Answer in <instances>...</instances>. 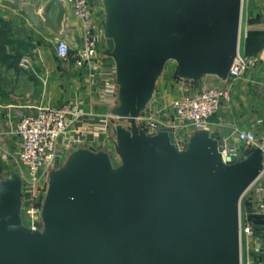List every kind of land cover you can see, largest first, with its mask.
Here are the masks:
<instances>
[{"label": "water", "instance_id": "water-1", "mask_svg": "<svg viewBox=\"0 0 264 264\" xmlns=\"http://www.w3.org/2000/svg\"><path fill=\"white\" fill-rule=\"evenodd\" d=\"M101 3L118 162L104 148L71 150L48 172L40 229L22 223L20 172L0 171V264H241L240 201L262 148L224 159L212 128L179 148L170 127L146 131L137 118L169 61L181 80L228 79L242 0Z\"/></svg>", "mask_w": 264, "mask_h": 264}, {"label": "crops", "instance_id": "crops-1", "mask_svg": "<svg viewBox=\"0 0 264 264\" xmlns=\"http://www.w3.org/2000/svg\"><path fill=\"white\" fill-rule=\"evenodd\" d=\"M4 6L5 22L10 23L11 33L13 30L16 32L13 36L20 39L35 37L38 39L35 44L40 45L35 48L37 53H33V49L21 53V56H30L32 70L21 68L18 63L13 64L10 52L6 53L9 61L2 66L10 74L11 81L19 79L20 84L25 86L19 96L14 95L10 87L0 91V171L8 173L16 166L14 153L18 148V138L14 125L22 114L34 112L41 104L69 103L77 118L74 125H87L93 129L112 124L108 116L112 105L102 100L109 99L108 93H101L100 82L92 75L89 65L78 66L73 60L60 61L55 56L56 40H65L71 52L77 50L83 40L82 22L64 0H5ZM93 13L96 25L101 26L99 5L94 6ZM241 21L245 24V37L249 30H264L263 2L242 0ZM99 49L103 54L102 65L114 66L100 44ZM257 53L260 60L256 66L233 83L228 98L222 100L219 112L214 120L211 119L210 128L221 135L240 127L253 129L258 137L264 136V45ZM174 69V66L170 68L168 79L158 80L148 107L168 103L179 96L185 86L200 89L222 84V80L214 75H203L191 81L180 80L174 76ZM44 85L48 87L44 88ZM169 90L171 92L168 93ZM218 117L220 120L217 122ZM86 146L110 149L113 132L101 131L95 138L86 141Z\"/></svg>", "mask_w": 264, "mask_h": 264}, {"label": "built area", "instance_id": "built-area-1", "mask_svg": "<svg viewBox=\"0 0 264 264\" xmlns=\"http://www.w3.org/2000/svg\"><path fill=\"white\" fill-rule=\"evenodd\" d=\"M72 13L82 22V45L71 52L63 39L55 44V56L60 61L73 60L78 66H87L92 70L94 78H98L102 94L108 93L112 106L116 103L117 87L114 83V66L102 65V50L99 44L103 39L102 26H97L93 9L101 0H64ZM264 4V0H261ZM33 49V53H37ZM260 60L259 53H238L229 69L228 79L221 85H208L200 89L185 86L183 92L168 103L158 107H148L137 118L140 126L146 131H156L170 127L174 133L176 146L186 145L191 133L198 128H210L211 119L216 117L222 100L228 98L230 87L239 78L253 69ZM21 68L32 70L30 56L23 55L18 62ZM181 80V79H180ZM80 114V112L78 113ZM110 120L112 116L108 113ZM75 111L69 103L41 104L35 111L22 114L14 125V133L18 138V148L14 153L15 163L12 170L20 172L22 179L21 219L22 223L33 229L42 227L41 205L46 192V178L56 159L66 156L79 146H86V141L95 138L103 130H110L112 124L103 127L89 128L87 125L75 126ZM214 120V119H213ZM217 122L220 120L218 117ZM216 122V124H217ZM220 141L224 159L244 155L256 146L262 148L264 155V136L258 137L253 129L234 127L228 134L221 135L213 129ZM2 172V171H1ZM3 173V172H2ZM257 184L248 192V189ZM244 192L245 212L242 215V196L240 201V237L251 241L255 254L260 255L258 264H264V160L263 170L259 177ZM254 215L258 221H254ZM263 220L261 222L260 220Z\"/></svg>", "mask_w": 264, "mask_h": 264}, {"label": "rangeland", "instance_id": "rangeland-1", "mask_svg": "<svg viewBox=\"0 0 264 264\" xmlns=\"http://www.w3.org/2000/svg\"><path fill=\"white\" fill-rule=\"evenodd\" d=\"M259 2H260V0H256V3H259ZM4 4H5V0H0V29H1V31H4V32H2V34L6 33V34H4L5 40L3 42H1V45H0V91H4V89H6V88L8 89L10 87L12 89L13 94L19 96V93H21L20 91L22 89H25V86H22L20 84L19 79L11 81L12 79H11L10 74L7 73L8 71L3 69V67H2L4 65L3 63L4 62L6 63L7 61H9V58L7 57V59H6L4 54H6L7 52H10L11 58L14 59V61L17 58L18 59L17 63H18L19 59L23 56V55L21 56V53H24V52L28 53L29 51H31L29 49H35L40 45L35 44L36 41L38 40L35 37L33 39L32 38L20 39V38H15V36H13L16 32L14 30H13V33L10 32L9 28L11 25H10V23L8 24L7 22H5V19H4V15L6 13V11H5L6 8H5ZM99 6L101 9V14H102V20H101V26H102L103 19H104V10H103L102 4H100ZM241 23L242 24H240L239 51L241 53H244L245 52V41H246L245 27H244L245 24L243 23V21H241ZM254 31H256V30H254ZM258 31H264V30H258ZM249 32H250V30H249ZM58 40H60V39H58ZM58 40H56L55 44L57 43ZM252 41L255 43V38L254 39L252 38ZM50 45H52V43ZM100 46H101V48L104 49V46H105L104 37L101 40ZM12 59H11V61H12ZM172 66L175 67V64L173 61L167 62L160 80L168 79L170 77L169 71H170V68ZM47 87H48V85H44V88H47ZM169 92H171V90H169L168 93ZM47 104H62V103L61 102H54V103H47ZM112 123H113V120H112ZM113 141H114V133H113ZM107 150H109L111 152L113 162H114V164H116L118 162V157L115 155V153L113 151V146ZM65 158H66V156L56 159L54 164H53V167L61 165L63 163V161L65 160ZM8 173L6 172L5 174H8ZM46 183H47V178H46ZM256 184H257V182L254 183V185H252L248 189V192L251 191ZM248 192L246 194H244V196L242 198V206H241L242 215L245 212L244 201L247 199ZM259 259H260V255H257L254 253L251 241L246 237L245 234L242 235L241 264H258V262H260Z\"/></svg>", "mask_w": 264, "mask_h": 264}, {"label": "trees", "instance_id": "trees-1", "mask_svg": "<svg viewBox=\"0 0 264 264\" xmlns=\"http://www.w3.org/2000/svg\"><path fill=\"white\" fill-rule=\"evenodd\" d=\"M2 32H4V31H1V29H0V45H1V42H3L5 40V35H4L5 33L2 34ZM252 38L253 39L255 38V43L252 41ZM263 45H264V31H258V30L250 31L248 33V35L246 37V41H245V53L249 54V55L256 54L258 52V50ZM4 55H5V57L8 56L6 54H4ZM17 61H18L17 58L15 59V61H14V59H12L13 64L17 63Z\"/></svg>", "mask_w": 264, "mask_h": 264}]
</instances>
